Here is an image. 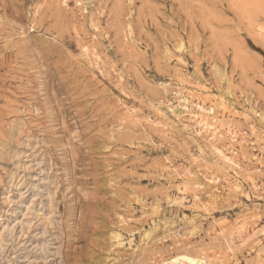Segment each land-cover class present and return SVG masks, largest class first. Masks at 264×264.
Segmentation results:
<instances>
[{
    "label": "rangeland",
    "instance_id": "1",
    "mask_svg": "<svg viewBox=\"0 0 264 264\" xmlns=\"http://www.w3.org/2000/svg\"><path fill=\"white\" fill-rule=\"evenodd\" d=\"M179 261L264 264V0H0V264Z\"/></svg>",
    "mask_w": 264,
    "mask_h": 264
},
{
    "label": "bare ground",
    "instance_id": "2",
    "mask_svg": "<svg viewBox=\"0 0 264 264\" xmlns=\"http://www.w3.org/2000/svg\"><path fill=\"white\" fill-rule=\"evenodd\" d=\"M203 120H204V119H203ZM208 123H209V122H205V121H204V122H203V121L201 122V124H203L204 127H209L210 125H209ZM209 128L211 129V127H209ZM204 129H205V128H204ZM176 258H177V257H176ZM179 258H180V257H179ZM174 261H177V260H174ZM187 261H189V260H187ZM171 264H177V263H173V262H172ZM179 264H183V263L179 261Z\"/></svg>",
    "mask_w": 264,
    "mask_h": 264
}]
</instances>
